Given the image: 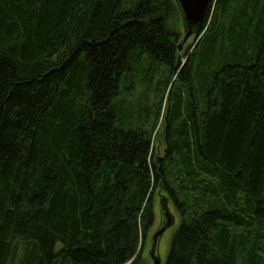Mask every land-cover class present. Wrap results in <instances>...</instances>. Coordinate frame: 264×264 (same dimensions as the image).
I'll use <instances>...</instances> for the list:
<instances>
[{
    "label": "trees",
    "instance_id": "obj_1",
    "mask_svg": "<svg viewBox=\"0 0 264 264\" xmlns=\"http://www.w3.org/2000/svg\"><path fill=\"white\" fill-rule=\"evenodd\" d=\"M188 30L177 0H0V264H149L158 192L166 264H264V0Z\"/></svg>",
    "mask_w": 264,
    "mask_h": 264
},
{
    "label": "rangeland",
    "instance_id": "obj_2",
    "mask_svg": "<svg viewBox=\"0 0 264 264\" xmlns=\"http://www.w3.org/2000/svg\"><path fill=\"white\" fill-rule=\"evenodd\" d=\"M195 41H196V36L191 35L187 39V41L184 43L183 47L185 45L187 46L188 44L194 43ZM162 128H163V125H161V121H160L158 133L156 135V139H157L156 145L154 149V151L159 153L160 155H163V151L165 148V141L163 139L164 135H162ZM164 195H165L164 198H168V203H169L168 207H169V211L173 217L174 222L172 223L171 226L167 227L166 230L162 234H160L157 238V245H156L155 252L161 259V264H166L174 233L176 232L177 228L181 224V217H180V214L174 202L172 201L169 195H166L165 193ZM154 197H155L154 198L155 222H154V225L152 226V229L149 232L147 240L145 241V252H144L145 262L149 264H153V259L151 258L153 238L155 234L165 225L167 221V218L165 215V209L161 201V199L163 198V195H161L158 192L156 193V195L154 194Z\"/></svg>",
    "mask_w": 264,
    "mask_h": 264
},
{
    "label": "water",
    "instance_id": "obj_3",
    "mask_svg": "<svg viewBox=\"0 0 264 264\" xmlns=\"http://www.w3.org/2000/svg\"><path fill=\"white\" fill-rule=\"evenodd\" d=\"M177 1L180 4L184 20L186 21L187 27L189 29L183 39V42H186L187 39L191 35H193V28L197 27L204 19L210 0H177ZM165 215L167 218L165 225L155 234L153 238V246L151 249V258L153 259V264H161V259L155 252L157 245V238L160 234H162L166 230L167 227L171 226L172 223L174 222L173 217L168 209H166Z\"/></svg>",
    "mask_w": 264,
    "mask_h": 264
},
{
    "label": "flooded vegetation",
    "instance_id": "obj_4",
    "mask_svg": "<svg viewBox=\"0 0 264 264\" xmlns=\"http://www.w3.org/2000/svg\"><path fill=\"white\" fill-rule=\"evenodd\" d=\"M162 201H163L162 205H163V207L165 209V212H166V209L169 210V207H168V205H169L168 198H162Z\"/></svg>",
    "mask_w": 264,
    "mask_h": 264
}]
</instances>
